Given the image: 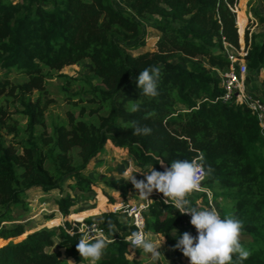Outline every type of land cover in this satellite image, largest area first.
<instances>
[{
	"label": "trees",
	"instance_id": "trees-1",
	"mask_svg": "<svg viewBox=\"0 0 264 264\" xmlns=\"http://www.w3.org/2000/svg\"><path fill=\"white\" fill-rule=\"evenodd\" d=\"M238 1L123 0L125 8L120 9L116 0H0V72H5L0 98L14 96L19 113L27 118L23 128L0 104V131L22 136L19 148L6 146L0 136V242L9 241L0 247V264L87 262L76 251L80 233L70 223L27 234L31 229L14 223V213L28 209L29 190L64 192L69 180L74 181L68 186L76 195L67 193L56 203L64 217L77 213L72 208L93 193L94 181L84 171L108 144L128 151L139 173L152 166L163 171L161 161L170 166L174 160H191L203 152L205 167L214 170L203 187L218 205L220 199L235 203L231 214L243 222L241 244L251 252L243 262L233 256L232 264H264V128L247 106L221 100L225 91L220 73L231 65L225 47L239 49V34L243 42L248 24L242 11L247 0H242L237 15L233 8ZM152 17L158 18L154 27L160 33L156 49L134 55L146 46L144 24ZM258 17L264 27V15ZM247 46L249 74H263L264 31L251 39L247 36ZM85 61L101 83L92 88L91 102L108 114L100 117L99 125L71 114L68 123L54 125L48 134L42 101L46 79L52 78L51 72ZM154 65L161 69L159 94L146 97L139 93L136 78ZM13 72L25 75L27 81L12 83ZM35 92L39 97L33 99ZM132 102L140 104L139 112L127 111ZM147 113L153 115L142 119ZM132 120L147 124L152 133L133 135L127 128ZM137 179L143 176L137 174ZM105 183L117 197L108 200L99 190L98 207L105 213L88 220L113 241L98 264H142L129 257L133 252L125 242L136 228L122 212H110L118 206L108 208L128 204L134 188L122 178ZM199 197V203L189 199L191 206L209 205L206 193ZM151 199L146 230L165 236L172 254L183 260L186 257L173 246L184 232L195 236V228L170 204L156 195ZM72 217L86 219L84 214ZM109 221L114 225L111 232ZM175 230L176 236L171 235ZM55 246L57 251H48ZM134 254L140 256L142 251Z\"/></svg>",
	"mask_w": 264,
	"mask_h": 264
},
{
	"label": "rangeland",
	"instance_id": "rangeland-1",
	"mask_svg": "<svg viewBox=\"0 0 264 264\" xmlns=\"http://www.w3.org/2000/svg\"><path fill=\"white\" fill-rule=\"evenodd\" d=\"M13 1L17 3L21 0ZM241 2L242 0H239L238 4L233 8V10H236L237 15L241 6ZM116 5L120 9L125 8L123 0H116ZM242 11L248 19V24L244 30L243 37H241L243 42L241 41L239 34L240 48H244L247 44V36L249 39H251L253 35H260L263 33L264 27L260 24L258 15H264V0H247L246 8H243ZM157 20L158 18L152 17L145 22L144 33L146 36V46L140 48L137 51H133L132 53L134 55H139L147 51H154L156 49L160 36V33L154 27V24ZM241 50L234 51L229 49V52L231 54L234 53L237 56L238 53H241ZM51 75L52 78L46 79L45 90L43 93L44 98L42 100L46 105L45 116L47 123V133L52 134L54 125L59 123H68L70 121L71 114H74L78 120L85 121L89 124L99 125L100 117L106 116L108 111L106 108L98 111L97 109L99 108V105L97 103L91 102L92 95L90 92L92 91V88L100 86L101 84L91 72V63L89 61H85L82 63V65L66 67L61 72H51ZM4 77L5 72H0V78L3 81H5ZM9 79L12 83L16 84H23L27 81V77L25 75L19 74L17 72H13ZM247 79V90L249 93L264 100V73L259 75L256 72H250V74L248 73ZM37 96L39 97V92L34 93L33 99H35ZM0 104L8 111L12 119L18 122L21 127L25 128L27 124V118L19 113L20 107L17 99L14 96L9 97L6 95L1 97ZM0 136L2 137L6 146L13 145L14 147L19 148L17 143L22 138V136L16 138L13 135L6 134L5 131H0ZM22 152L23 151L19 149V153ZM76 159H78V154L76 155ZM129 169H132L133 173L140 172V170L132 161L128 151L116 148L112 144H108L102 154L93 159L84 171V173L94 181L93 193L89 194V199L87 201H83L72 208V211L77 212L74 213V215L84 214L86 218L85 224H88L89 219L105 213H101L98 207L100 201L99 197L101 196L99 195L98 191L100 190L102 194L108 198V200L111 196L116 198L117 193L112 188L107 186L105 182L108 179L117 180L122 178L123 174ZM73 182V180H69L67 184L64 185V192H61L59 189L49 193H46L41 189L29 190L25 198L26 202L28 203V209H15L14 215L17 221L14 223H23L26 225L27 229H31V231H28L27 234L42 228L51 229L53 227L63 226L65 225L66 221L74 228L73 215L71 217H64L56 203L58 198L65 196L67 193H69L71 196L76 195L75 192L71 191L70 187L68 186ZM196 193H191L188 199H192L199 203L201 202L199 196L202 193ZM153 194L162 196V194L156 192ZM128 201L134 204L143 202L144 199H142L137 194L136 190L133 189ZM113 205L115 206L107 207L112 209V207L115 208L118 206L117 203ZM234 206L235 203L233 201H225L220 199L218 211L220 212V215H222V218L227 215H232L231 212L233 211ZM52 217H54V219H51ZM77 225L81 226L79 223H77ZM6 242V244L9 243V241ZM5 245L4 243L0 242V247ZM57 250V246L48 249V251L51 252ZM62 252L64 253V250ZM140 256L141 258H139V260L142 262V264H157L158 262H161L162 264H190L187 258H183L181 261L177 260L172 254L170 248L165 243L161 248V255L158 259L154 260L150 254L144 252H142ZM129 257L133 258L136 256L134 253H132V255ZM71 261L74 264V261ZM85 264H88V262Z\"/></svg>",
	"mask_w": 264,
	"mask_h": 264
},
{
	"label": "clouds",
	"instance_id": "clouds-1",
	"mask_svg": "<svg viewBox=\"0 0 264 264\" xmlns=\"http://www.w3.org/2000/svg\"><path fill=\"white\" fill-rule=\"evenodd\" d=\"M160 76L159 66L154 65L140 71L136 78L139 93L146 97H156L159 94ZM127 111L133 114L139 112L140 104L130 103ZM152 115L153 113H147L142 119L147 120ZM127 128L136 136L152 133V129L147 124H141L139 120L128 122ZM159 164L163 171L156 170L153 166L146 173H133L132 169H129L122 179L129 181L142 199L151 202L150 197L154 192L162 194L165 204L173 206L181 215L191 217L190 224L195 228L196 235L184 232L178 237L173 250L181 251L190 264H232L233 256L241 262L247 260L251 252L241 244L243 222L232 215L221 218L215 207L191 206L188 199L193 192L207 191L202 188V182L209 178L214 170L211 166L205 167V154L198 152L191 160H174L170 166L162 161ZM137 174L142 175L143 179H137ZM108 228L110 232L114 228L111 221L108 222ZM79 233L76 251L81 260L87 261L88 264H98L113 241L107 239L102 230L97 232L95 224L91 227L82 224ZM171 235L176 236V230ZM125 242L133 253L139 250L150 254L155 260L161 255L165 236L146 233L142 228H138L125 238ZM67 264L73 262L68 260Z\"/></svg>",
	"mask_w": 264,
	"mask_h": 264
},
{
	"label": "built area",
	"instance_id": "built-area-1",
	"mask_svg": "<svg viewBox=\"0 0 264 264\" xmlns=\"http://www.w3.org/2000/svg\"><path fill=\"white\" fill-rule=\"evenodd\" d=\"M225 49L231 61V65L228 71L220 73V77L222 80L221 86L225 91L223 96L221 97V100L227 104L247 106L253 112V114L258 116V119L262 127L264 128V100L251 95V93H249V91L247 90V77L249 69L246 57L249 53V46H247L246 44L244 48L241 47L240 49H236L233 46L226 45ZM229 49L234 51L241 49L242 50L241 53H238V55L236 56L234 53L231 54L229 52ZM203 183L204 181L202 182V188H204ZM196 192L206 193L209 199V205L206 207H215L218 211V202L214 200L213 193L210 190ZM156 196L164 201V198L161 195L156 194ZM152 203L153 200H151V202L144 200L140 203H128L126 205L124 203H117L118 207L114 212H122L127 216V219L130 222V226L135 227L136 230H138V228H142L146 233H148V231L146 230V214ZM185 219L188 222L190 221L191 217L189 215H185ZM77 223L81 225L85 224V219L81 222L74 220V228H77L79 231L80 226H78ZM93 224L97 226V232H100L102 230L103 234L107 237V239H109L106 232L97 223H88L87 225L91 227ZM71 234H73V232H71Z\"/></svg>",
	"mask_w": 264,
	"mask_h": 264
},
{
	"label": "crops",
	"instance_id": "crops-1",
	"mask_svg": "<svg viewBox=\"0 0 264 264\" xmlns=\"http://www.w3.org/2000/svg\"><path fill=\"white\" fill-rule=\"evenodd\" d=\"M128 203L132 204V203L129 202V201H128ZM73 215H74V214H73ZM148 233H151V232H148ZM135 258L139 260V258H141V256H136Z\"/></svg>",
	"mask_w": 264,
	"mask_h": 264
},
{
	"label": "water",
	"instance_id": "water-1",
	"mask_svg": "<svg viewBox=\"0 0 264 264\" xmlns=\"http://www.w3.org/2000/svg\"><path fill=\"white\" fill-rule=\"evenodd\" d=\"M237 9V8H236ZM234 12L236 13V10H234Z\"/></svg>",
	"mask_w": 264,
	"mask_h": 264
}]
</instances>
